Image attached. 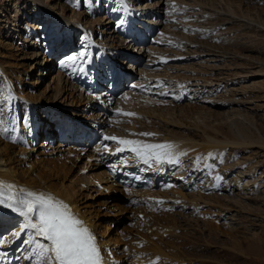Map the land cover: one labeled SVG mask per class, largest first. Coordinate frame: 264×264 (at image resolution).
<instances>
[{"label": "rangeland", "instance_id": "1", "mask_svg": "<svg viewBox=\"0 0 264 264\" xmlns=\"http://www.w3.org/2000/svg\"><path fill=\"white\" fill-rule=\"evenodd\" d=\"M90 1L93 3L94 7H101V12L103 11V8L107 9L109 6V2L104 3L103 1L100 2V0H97L98 2L96 3V0ZM41 2L43 3V7L47 8V10L50 8L56 10V12L53 11V13L45 15L49 17L48 21L51 23L50 24L47 21V28L50 27L52 30V27L55 25L60 27L63 24L60 22L61 19H73L71 16L73 15L74 17L78 14L84 17V20L88 22L87 24L92 30H97L98 28L97 31H99V33L96 34L97 31L92 33V30H90L89 33L95 38L96 42L100 39L94 35L101 36V34V37H103V34L104 37H106H103L106 42L110 40L114 41L112 28L108 30V25H111V23L108 24L110 17L106 18L108 19L107 21L104 20L106 23L102 22L104 16H94V18H89L90 20H87L88 16L85 15V12H91L92 15L93 9L95 10L91 3H89V0H86L85 3L82 2L81 5L77 0H41ZM132 2H134V0H132ZM143 2L148 4V1L146 0H143ZM201 2L203 3H197L196 0H156L155 2L152 0L150 10L153 11V8H156V11L154 10L153 12L158 14L157 19L159 18V15L163 19L159 20V26H161L160 29H163L164 35H161V37L158 35L154 40L148 42L150 43L147 44V48L150 47L148 52L147 49L145 52L143 50L138 51V56L135 60L142 57L141 60H144L145 62L141 63L142 67L139 69L141 70L140 72L142 73V76L140 75V78L137 79L139 82L135 85L140 86L143 83L145 85L150 84L157 90L163 88L161 91L164 93L160 94L155 90L147 89L146 86H144L141 88L140 96H137V99L133 101L131 105L129 102L118 104V100H114L112 103H107L105 102L107 101L105 99H97L94 97V100H90L89 97L86 98V94H83L80 91L87 92L88 87L80 86L81 90L79 91L76 88L75 81L71 84V80L68 77L64 79L66 74L65 69L71 72V68L62 67L59 61L58 65L55 66L56 68L54 72L51 71L53 66L47 65L45 71L47 73L46 75L49 73L51 75L42 79V76L40 75L44 73V71H39L37 69L38 65L35 68V63H41L43 59L41 56L42 53L31 48L36 46L34 41L31 40L32 37L26 40L28 35L33 31L36 34L39 33L40 36H44V23H42L43 30L39 27L43 20L41 19L42 17L40 18V16L37 15L39 16V19L34 18L36 16L34 15L35 10H33L31 0H0V65L2 66V69L5 70V73L11 82V89L15 95L13 102L11 101L9 104H5L3 102L4 98L7 97L9 93L6 94L4 92L6 87L4 86L2 89V80H0V94L3 93L0 95V106H3L4 108L2 118L6 121L5 126L9 129L17 127L16 136H14V131H9L7 134V138L15 137L16 146L13 148L14 153L12 154L15 160H17L15 168L19 169V172L25 173L26 165L29 164L31 160L33 168H37L43 174L45 173L44 175H47V180H49L50 183L54 184L56 187H62V189H65L68 193L70 192L69 195H72L73 193L75 196L72 200H74L75 203H78L75 205L76 208H78L77 211L79 215L91 223L90 229L96 236L97 243L102 252L105 251V248L110 251L109 256L112 257V264H166V262L170 264L169 260L175 264H264V149H257L254 145L253 148L250 149L232 147L227 148V152H225V149L222 151L220 157L222 162H220L219 165L223 163L224 157L225 164L223 166H226L228 169L230 167L228 164L229 161H231V163L240 164L239 166H241L240 169H237V167L234 168L233 171L227 172L225 178V181L227 182L226 188H229V183H233L231 180L234 179V171L244 172L245 170H249L250 174H253L252 171L254 169L257 170V174H255L257 179L255 178L254 181L257 186L251 187V189H249L251 192H247L246 190L245 193L247 192V194H242L240 195L241 197L238 195L234 196V199L240 202V205L238 204L230 207L232 211L230 212L231 214L229 215V218L233 217L234 221L230 222L231 220H229L227 223L226 221H223L222 223L220 222V225L233 223L231 231L227 234H233L234 238H230L223 234H220L219 236L217 234L218 238L215 236L213 237V235L204 228V223L200 221H206L205 216L207 214H210V218L219 220L217 215L220 213L221 209L226 207L222 199L218 200V198H221L222 196L211 195L205 198V190H207V188L205 190L204 188H198L197 190L192 191V195H188V199L199 197V199L205 200L206 204L212 206V208L204 207L199 210V212H204V219L201 218L200 215L197 217L198 214L190 216V212L184 214L186 212L183 211L175 214L153 215V205L151 212L146 214V210L149 207L144 208V206H142L144 208L143 211L142 207L129 204L126 201L124 193L117 188H112L108 183L107 177L103 174L105 172L102 166L96 165L94 162H88L85 156L81 155L79 157L80 152L72 153V149H77L79 145L85 143L86 140H88V142L92 141L89 137H87L85 141L83 140V135L88 134L80 128H71L73 131L76 130L77 133H69V135H67L68 139L65 142H69L68 146L71 147L72 144H75L72 145L70 151L64 152L65 148L62 146L59 147L57 142L52 146L43 144L44 148L48 150L46 155L42 151L34 149L37 138L44 140V138L47 139V137H49L48 144H51L52 141L55 140L54 136H51L48 131L46 132L43 125H40L39 127L35 126V124H40L39 115H41L42 118V115H45L46 118L51 116L56 119L55 116L51 114V111L48 108L49 105V107H52L51 109L68 107L64 110L65 113H67L69 108L78 110L76 112H79V109H82L80 106L82 107L83 105H86V109L92 112V114L94 113L93 118H95V110L97 108L95 106L96 102L100 106L104 105L103 102H105V106L108 104V106L111 105L112 108H117L123 111L127 110L124 105L127 106L129 103V108L132 107L133 109L134 103L136 102L143 103V108L150 109V113H152L150 115L134 113V116H124L118 114L117 109L116 111L115 109L114 111L111 109L107 112V117L101 119L102 124L105 122L104 125L109 126L111 119H116L118 117L124 119L120 120L118 122L119 125H117L119 131L121 129L120 136L122 137H128L129 134L134 133V131L130 133V129L137 128L138 135L136 138H145L142 135H139V133L144 130L149 131L148 129L153 128L155 130L151 131L153 130L151 129L149 132H154L155 135L151 138L145 139H161L160 137H162V134L165 135V132L168 134V132L173 129L174 133L179 134L183 133L185 130L193 132L197 137L201 136L203 140L208 137V133L206 136V131L210 132V135L216 133L221 138L216 137L218 140L231 142V140L234 141L235 138L231 136L229 126L231 122H234L235 118H237L238 120L241 119L246 126L249 125L252 131L256 134L259 133L257 135L260 136L264 142V0H202ZM62 9L65 14H67L65 18L61 15ZM165 11L167 14L168 11L172 13L171 19L165 18ZM168 17H170V15ZM151 19H156V17L153 16L144 19L147 21V24L146 26H142V28H145V30L148 31V20ZM169 20L172 22L170 23ZM54 21L56 23H54ZM214 21L217 23L214 24ZM162 22H164V24H161ZM165 23L169 26L165 25ZM211 23H213V25H210ZM27 24L33 26V28L28 30ZM105 27L107 28L104 30ZM251 28L255 32L248 33L249 35L245 34V36L244 33L246 30L250 31ZM159 32H162V30H159ZM70 34L73 33L71 32ZM46 35L48 36V34ZM211 38L212 40H220L223 38L224 40L227 39L234 42L246 40L249 41V45H251L252 48L248 52H244L242 55L232 53L225 54L224 57H222L219 49L213 50L210 49L208 45H204V43ZM29 40L30 44L25 45ZM40 40L44 41V37L40 38ZM117 41L118 43L115 47L122 45L121 41L118 39ZM73 45L75 49L78 44ZM135 47L136 46H133V48ZM139 48L140 46L138 49ZM152 48L153 50L149 51ZM52 49L53 47L48 51H51ZM52 51L55 52L56 49ZM121 51L122 50L119 49L116 52L119 53L121 59H126V56L120 53ZM127 51L128 53H131L129 49H127ZM38 54H40V56ZM53 55L54 53H48V56L46 57L47 61H52L50 60V57ZM93 55L95 54L93 53ZM94 58L98 59L97 56ZM128 62H131L129 57ZM152 66H154V68ZM136 72L137 71L134 69H131V75H134ZM144 78L150 81L147 83ZM174 78L176 79L174 80ZM40 79L42 80L39 81ZM35 81H38V83L33 86L32 84L35 83ZM85 83L86 82L83 84L86 85ZM176 83L184 84L181 88H178ZM107 90L108 88L106 91ZM174 91L176 92L174 93ZM56 92L57 96L55 97L54 95ZM37 95L39 98H47L46 101L49 104L46 103L43 105L42 103H33ZM136 95H139V93L133 92V90L128 87V92L125 93L124 99L133 100L136 98ZM161 97H169L171 99L163 102L160 101ZM235 97L238 99L235 104H225ZM179 98H181L182 104L187 101L186 104L181 106L178 102ZM156 104L159 105L156 106ZM117 105H119V107H117ZM231 107L233 109H231ZM92 108H94V110H91ZM156 108H160L164 111L165 109L170 110L171 108L174 113H176V111L185 113L186 116H183L181 121L190 126L187 128H181L183 130L168 127L166 125L164 126V122L160 121L161 119H157L156 110H154L155 112H152L153 109ZM186 112L190 113L187 114ZM90 114L91 113H88V115ZM101 114L102 113H100V115ZM236 114H240L239 116H241V118L237 117L238 115ZM25 116L29 117L32 125V130L30 132L27 129L28 135L26 134V128L20 123ZM13 117H15V124L12 123ZM45 121L47 123L48 119H45ZM84 121H90V119L88 118ZM112 122L114 123V120H112ZM235 125L238 126L236 123ZM96 126H99L98 129L102 128V126L98 124L93 127L95 130ZM107 128L108 127L105 129ZM67 132L68 130L65 131V134H67ZM107 133L110 136L118 137L114 130L107 129ZM77 134H79L80 137L77 138ZM90 136L92 137L93 135ZM104 136L106 135H102V137ZM132 137L135 138V135ZM132 137L125 139H130ZM229 137H231V139ZM7 138L5 135L0 134V140H6ZM101 139L100 144L104 142V139ZM88 142L86 141L84 146H87L89 144ZM117 147H119L118 144L114 146V149ZM53 149H59L60 152L54 150L53 154H51V150ZM234 150L237 151L233 152ZM71 153L75 156H71ZM87 153L93 156V153H90V151H87ZM128 153L130 154V157L128 154L129 158L127 157L126 159H132L131 153L129 151ZM224 154L225 156H223ZM25 155L26 157H24ZM130 167L135 169L136 166L129 165V168H127L130 170ZM213 167L211 168V172L214 173L212 174L213 181L216 182L217 178L215 176H218V178H220V176L216 170V166ZM33 168L30 167L29 172ZM136 168L139 169L138 166ZM84 169H88V174L83 176L80 174V171ZM147 169L148 168H145L144 172L141 173H147L145 172ZM169 171L170 173L172 172L171 170ZM114 172L116 171L114 170ZM125 173L126 171L123 172V174ZM128 173H132V171H129ZM100 174L103 175L101 176ZM35 178L37 180L38 177L36 176ZM103 178H106V181ZM94 179H99L98 182L101 181L104 184L102 190L98 191L94 188ZM122 179H124V177H122ZM239 179L240 181L243 180H241V178ZM239 179H236L237 184H235L238 188L240 185V183H238ZM138 182L142 184L140 186H143L149 181L144 180ZM243 183L246 185V182ZM82 185H86V188H83ZM110 186L111 188L108 189ZM213 186H215V184L210 187ZM173 190H171V192ZM212 191H215L214 187L212 188ZM111 192H116V195L119 197L116 198ZM166 193L168 194L170 192ZM142 202H144V198L140 199L138 205H141ZM213 209H215V211ZM140 211L144 212V217L138 220L139 218H137L136 215L139 216V213H141ZM150 215L152 216L150 217ZM133 217L136 219L135 223L132 224L134 221ZM199 217L201 218L198 222L200 227L194 228L197 224L195 220ZM168 221L172 222L170 223ZM129 224L131 225L129 226ZM168 225L178 227L179 229L182 226L184 228V226L186 227L189 225V228L191 227L190 229H196L198 231L194 236L181 235L179 241L177 240V243H175L174 240L176 238L178 239L179 233L185 234V231H180L178 228H175L173 232H171V236H166L170 237L169 240L167 239L166 244H164V242L163 244H155L158 240L154 235L158 234V228ZM238 228L239 230L236 232L235 229ZM224 230L225 229H222V231ZM256 237H259L258 239L263 241L262 244L258 245L259 251L261 252H250L246 247L247 239ZM214 238L217 239L215 242L213 241ZM234 239H236L235 241H243L244 243L242 242L243 244L240 243V246H238L234 242ZM243 254L246 255V258L242 256ZM164 255H167V257ZM181 258H183L182 260H184L185 263ZM175 259H179V262L174 261Z\"/></svg>", "mask_w": 264, "mask_h": 264}, {"label": "bare ground", "instance_id": "2", "mask_svg": "<svg viewBox=\"0 0 264 264\" xmlns=\"http://www.w3.org/2000/svg\"><path fill=\"white\" fill-rule=\"evenodd\" d=\"M135 1L136 0H134V2L133 3H135ZM138 1V3L137 4H135V5H133V3H131L130 4V1L129 0H127L126 1V3H127V11H129V13H135L137 10H139V11H141L142 13L144 12V14L146 15L145 17H144V19H147V17H156V19H157V17H158V14L156 13V12H153V11H151L150 10V7H151V5H150V1L149 0H146V1H149L148 2V4H146V3H144L143 2V0H137ZM197 1V3L199 2V3H203V2H201L202 0H196ZM216 1H218V0H216ZM31 2H32V6H33V10H35V15H39V16H42V18L45 20H47L48 21V19H49V17H47V16H45V15H47V14H49V13H53V11L54 12H56V10H54L53 8H50L49 10H47V8H44L43 7V3L41 2V0H31ZM141 3H144L145 4V6H144V8H148V9H143L142 8V5H141ZM89 6H91V5H89ZM53 7V6H52ZM141 9H143V10H141ZM156 9V8H155ZM134 11V12H133ZM156 11V10H155ZM54 14H56V13H54ZM61 15H63L64 16V18L67 16V14H65V12L63 11V9L61 10ZM136 15V14H135ZM72 18H75V20L73 21V22H71V21H69V20H71V19H68L67 20V18H65V19H61V21L59 20V19H57L56 17V19L57 20H59L60 22H62L63 24H65L66 25V29L68 30V33H74V32H76V33H78L79 32V29L78 28H76L75 26H74V24L73 23H77V22H80V23H82V25H85V24H87L88 22L87 21H85L84 19H81L82 17L80 16V15H78V14H76L74 17H73V15L71 16ZM81 17V18H80ZM156 19H151V20H148L149 22H148V24H151V23H153ZM67 20V21H66ZM51 21V20H50ZM84 21V22H83ZM49 22V21H48ZM59 22V23H60ZM108 24H110L111 23V21H110V19L108 20ZM147 22V21H146ZM50 23V22H49ZM54 23H56L55 21H54ZM214 24L215 23H217V22H213ZM213 23H211L210 25H213ZM51 24V23H50ZM219 24V23H218ZM28 25V24H27ZM29 26V25H28ZM71 27V28H70ZM242 27V26H241ZM246 27V26H245ZM30 28H33V26H30ZM30 28H28V29H30ZM221 29V28H220ZM255 29V28H254ZM50 30V29H49ZM49 30L47 31V32H49ZM251 30H252V28H251ZM247 31L246 30V32L244 33V35L245 34H248V33H253V32H255L254 30H252V31ZM244 31V30H243ZM111 33V32H110ZM161 33V32H160ZM201 33H203V32H201ZM109 34V33H108ZM112 35V34H111ZM249 35V34H248ZM246 36V35H245ZM30 37V35H28V37L26 38V39H28ZM181 39H184V38H181ZM187 39V38H186ZM26 42V41H25ZM30 43V41L28 42V44ZM198 43H201V42H198ZM202 43H204V42H202ZM124 44V43H123ZM58 45H60V44H56V45H54V46H58ZM204 45H208V47L210 48V49H219V51H221L220 53H221V55H222V57H224V55L225 54H232V53H237V54H240V55H242L244 52H248L251 48H252V46L251 45H249V41H246V40H240V41H237V42H234V41H231V40H227V39H220V40H212V38L211 39H208L205 43H204ZM88 46H89V53L93 50V53L95 54H97L98 53V50H100V49H97V48H95L94 47V45H93V43H89L88 44ZM108 46V45H107ZM111 46H113V45H111ZM201 46V45H200ZM114 47H115V45H114ZM52 48V47H51ZM58 47H56L55 49H57ZM108 48H112V47H108ZM132 48H133V46H132ZM119 49H121V48H119ZM149 49V48H148ZM48 50H50V48H48ZM153 50V48L151 49V50H149V51H152ZM57 51H59V50H57ZM205 51H206V49H205ZM215 52V51H214ZM57 52L55 51L54 52V55L56 54ZM116 53V55H117V57L119 58V53L118 52H115ZM199 53V52H198ZM129 54H131V53H129ZM197 54V53H196ZM201 54V53H200ZM39 56H40V54H38ZM194 55H195V52H194ZM42 57H43V59H42V61H44L45 60V64H44V68H43V70H41V69H39V71H46V69H47V59H46V57L48 56V53L47 52H45V53H42V55H41ZM94 57H95V55H94ZM218 57V56H217ZM196 58V57H195ZM96 59V58H95ZM158 61H160V60H158ZM35 64H38V66H41L42 64H40L39 62L37 63H35ZM164 67V66H163ZM17 68H18V66H17ZM200 68V67H199ZM260 71V70H259ZM262 71V70H261ZM264 71V70H263ZM44 73H42L40 76H42ZM47 74V73H46ZM195 76V75H194ZM75 77V76H74ZM192 77V76H191ZM200 77H202V76H200ZM100 79V78H99ZM176 78H174V80H175ZM204 79H206V78H204ZM0 80H2L1 81V84H2V89L4 88V86L6 87L5 89H4V92L6 93V94H11V96L13 97V99H14V94H13V90L11 89V82H10V80H9V78H8V76H7V74L5 73V70H3L2 69V66L0 65ZM209 81V80H208ZM36 83H38V81H35V83H33L32 85L34 86ZM84 83V82H83ZM86 84V87H88V90H87V92H91V94H93L92 93V88L91 87H89L88 86V83L86 82L85 83ZM177 84V87L179 88H181L182 87V85L184 84H178V83H176ZM186 85V84H185ZM158 87H159V85H158ZM161 88V87H160ZM161 90H163V88L161 89ZM165 90H167V89H165ZM61 93V92H60ZM1 95V94H0ZM55 97L57 96V92H56V94L54 95ZM68 96V95H67ZM137 96L138 95H136V98L135 99H133V100H136L137 99ZM174 96V95H173ZM2 97V96H1ZM69 97V96H68ZM87 97H88V95H87ZM86 97V98H87ZM90 97H94V96H90ZM85 98V99H86ZM3 99V98H2ZM23 100H25V99H23ZM47 98H45V97H40L39 98V96L37 95L36 96V98L34 99V102L33 103H42L43 105L44 104H46V103H48L47 101ZM184 101H186V100H184ZM236 101H238V99H236V97L235 98H232L230 101H226L227 103H225V104H227V105H229V104H231V105H233V104H235L236 103ZM4 102V101H3ZM12 102H13V100H12ZM177 102V101H176ZM178 102H179V104L181 105V106H183V105H185L186 104V102L184 103V104H182L181 103V98H179V100H178ZM49 104V103H48ZM238 104V103H237ZM15 105V104H14ZM128 105H130L129 103H128ZM126 106V105H124L125 107H126V111H123V112H133V113H139V114H144V115H150V114H152V113H150V109H147V108H143V103H134V106H133V109H132V107L131 108H129L130 106ZM132 105V104H131ZM5 106V105H4ZM167 106V105H166ZM8 107V106H7ZM144 107H146V106H144ZM167 108V107H166ZM4 109V108H3ZM197 109V108H196ZM195 109V110H196ZM231 109H233L232 107H231ZM132 110V111H131ZM154 110H156V117H157V119H161L160 121H163L164 122V126L166 125V126H168V127H174L175 129L176 128H178V129H180V130H183V129H181V128H183V127H189L190 125H188V124H185V123H183V121H181V119H182V117L184 116H186V114L185 113H182L181 111H176V113H174L173 112V109H171L170 108V110H167V109H165V111L164 110H161L160 108L159 109H153V111L152 112H155ZM9 111V110H8ZM187 114H189L190 112H186ZM225 113H226V111H225ZM181 114H185V115H181ZM69 115H71V114H69ZM216 115H217V113H216ZM236 115H238L237 117H239V118H241V116H239L240 114H236ZM190 116V115H189ZM218 118V117H217ZM222 118V117H221ZM227 118H228V116H227ZM219 119H220V117H219ZM223 119V118H222ZM136 121V120H135ZM150 121V120H149ZM155 121V120H154ZM158 121V120H157ZM153 122V121H152ZM152 122H150V123H152ZM235 123L238 125V126H236L235 125ZM154 124V123H153ZM142 126V125H141ZM154 126V125H153ZM158 126V125H157ZM58 127V126H57ZM10 128H11V125H10ZM64 129H65V127H63ZM70 128H73V126L72 127H70ZM219 128V127H218ZM16 130L14 131V136H16V134H17V127L15 128ZM37 129V128H36ZM131 129H134V130H131ZM130 129V133L132 132V131H134V134H137L138 135V133H137V128H131ZM151 129H153V128H150V129H148L149 131L151 130ZM63 130V129H62ZM155 129H153V130H151V131H154ZM214 130V129H213ZM43 131V130H42ZM145 131V130H144ZM209 131V130H208ZM229 131H230V134H231V136L233 137V138H235V140L234 141H232L231 140V142H227V141H221V140H218L216 137H218V138H220L219 137V135H217L216 133L214 134V133H212V135H210L209 133L210 132H207L206 131V136H207V133H208V137H207V139H204L203 140V138L200 136V137H197V135H195V133H193V132H189V131H187V130H185L183 133H181V134H179V133H174L173 132V129H172V131H169L168 132V134H166V132H165V135H163L162 134V137H160V135H159V137L161 138V139H157V138H152V139H149V140H147V139H145V138H141V137H137L136 138V136L137 135H135V138L134 137H132V138H134V139H132V138H130V139H132V140H139V141H143V142H147V143H164V142H168V143H172V144H174V145H176L177 146V148H176V150H177V152H182V153H186V155H183V156H181L180 158H179V163H172V164H168V163H165V164H163L162 165V168H161V170H165L166 171V175H169L170 173L168 172L169 170H171V171H176V169H181V172L180 173H176L177 174V176H176V174H175V176L176 177H185V176H187V175H189L190 174V172H192L193 171V169L194 168H197L198 170H200L208 161H209V159H211V158H219L220 159V157H221V154H222V151L224 150V149H227V148H232V147H239V148H243V149H250V148H253V146L255 145V148H257V149H264V142H263V140L261 139V137L260 136H258L257 134H259V133H255L254 131H252V129L249 127V125L248 126H246L244 123H243V121L241 120V119H237V118H235V120H234V122H231V124H230V126H229ZM214 132H215V130H214ZM154 133V132H153ZM157 133V132H156ZM172 134V135H171ZM183 134V135H182ZM222 134V133H221ZM140 135V134H139ZM229 135V134H228ZM9 137V138H7L6 140H0V182H3L4 184H11V185H14L15 187H16V189L18 190V189H25V190H29V191H34V192H36V193H46V194H51L53 197L55 196V198H57V199H59V200H62L64 203H66L67 205H69L70 206V210H71V212L73 213V214H76L75 216L77 217V218H79L80 220H82L83 222H84V224H85V226L87 227V228H91V223L88 221V220H86L84 217H81V215H79V213H78V211H77V209L78 208H76V205L75 204H78V203H75L74 202V200H72L73 198H74V194L72 193V195H69V193L67 192V191H65V189H62V187H56L54 184H52V183H50L49 182V180H47L48 179V177H46L43 173H41V171L40 170H38L37 168H33V163L31 162V160H30V163L29 164H27L26 165V172L24 173V172H19L18 170L19 169H16L15 168V163L17 162V160H15V158L12 156V154L14 153V150H13V148L16 146L15 145V137ZM209 136H211V137H209ZM22 137V136H21ZM94 136H92L90 139H92ZM158 137V138H159ZM41 138V137H40ZM78 138V137H77ZM103 138V137H102ZM230 139H231V137H229ZM74 139H75V137H74ZM221 139V138H220ZM102 140V139H101ZM226 140V139H225ZM117 144V143H116ZM77 145H79V144H77ZM256 145H257V147H256ZM20 148V147H19ZM21 149V148H20ZM24 157H26V155L24 156ZM129 157H130V154H129ZM128 157V158H129ZM131 160H133V161H135V166L136 165H138V164H140L142 161L139 159V158H136L135 156H134V154H132L131 153ZM137 159V160H136ZM67 160V159H66ZM129 160V159H128ZM127 160V161H128ZM11 161H12V163H11ZM19 161V160H18ZM126 160H124L123 162H125ZM190 161V162H189ZM145 165V164H144ZM30 167L31 168H33L30 172H29V169H30ZM35 167V166H34ZM137 167V166H136ZM135 167V168H136ZM158 167V165L157 164H155V163H152L151 165H145L144 166V168L140 171V172H144V170H145V168H148L147 169V171H145V172H147V174H151V173H154V170H155V168H157ZM127 168V167H126ZM129 168V167H128ZM131 168V167H130ZM214 168V167H213ZM132 169V168H131ZM102 172V171H101ZM129 172V169L128 170H126V173L124 174V178L126 177H128V173ZM168 172V173H167ZM165 173V172H164ZM172 173V172H171ZM104 175H105V173H103ZM102 174V175H103ZM142 174H144V173H142ZM192 174H195V173H193L192 172ZM212 174H214L213 172H212ZM246 174V173H245ZM101 175V174H100ZM101 175V176H102ZM38 177L37 178V180H36V178L35 177ZM72 176V175H71ZM98 176H99V174H98ZM165 176V175H164ZM217 179H218V176H215ZM245 178H247L246 176H244L243 177V180L242 181H240V179H239V182L238 183H240V185H239V191H241L242 190V192H241V194L243 193V194H245V191L246 190H248V188L250 187V189H251V187H256L257 185H256V183H254V181H255V178H251V176L249 175V177H248V179H245ZM100 179V178H99ZM98 179V180H99ZM103 179H105V181H106V178H103ZM103 179H101V180H103ZM137 179V178H136ZM257 179V178H256ZM80 181V180H79ZM237 181V180H236ZM178 182V180L176 179V181H175V183H177ZM215 182V181H214ZM243 182H246V185H243L242 186V183ZM262 182V181H261ZM94 183V182H93ZM236 184H237V182H236ZM259 184V183H258ZM214 185V184H213ZM228 186V185H227ZM236 186V185H235ZM109 188H111V186L110 187H108V189ZM247 188V189H246ZM175 190V189H174ZM173 190V191H174ZM197 190V189H196ZM73 191V190H72ZM172 191V192H173ZM120 192V191H119ZM169 192H171V191H169ZM161 193V192H160ZM176 194H178V196H176V198L178 199V200H185L186 201V206H183V208H188V210L191 208H194V212L193 211H191L189 214H190V216L191 215H194V214H198L197 216H199L200 215V217L201 218H203V215H204V212L202 213L201 211L199 212V210H201L202 208H204V207H211L212 208V206H209L208 204H206V201L205 200H201V199H199V197H192V198H190V199H188V195L187 196H185V195H183L182 193H180L179 191L176 193ZM192 195V194H191ZM162 196L163 197H166L167 196V193H165V195H164V193H162ZM184 198H186V199H184ZM217 198V197H216ZM235 197L234 196H232V197H228V196H222L221 198L219 197L218 198V200L220 199H222V201L225 203V206L226 207H224L223 209H221L220 210V213L217 215V218L219 219V220H216V219H214V218H210V220H213L214 219V221H208V220H206V221H204V220H200L201 218L199 217L197 220H195V222L197 223L196 224V226H194V228L195 227H200L199 225H198V222H199V220L200 221H202L204 224H203V226H204V228H206V230L211 234V235H213V237L215 236V237H217L218 238V236L220 235V234H223V235H226V236H229L230 238H234L233 236V234H227V233H229L230 231H231V226H233L232 224H227V225H220V224H218V221H220V222H223V221H228V220H231L230 222H232V221H234L233 220V217H231V218H228L227 216H229L231 213V211H232V209H230V207H232V206H234V205H240V202L239 201H237V200H235L234 199ZM243 198V197H242ZM143 201V200H142ZM140 202V201H139ZM228 207V208H227ZM195 210H198V212H196ZM11 215H12V220H14V223L18 226L21 222H22V220H21V218L18 216V215H15V214H13V213H11L10 211H8ZM206 214V213H205ZM202 215V216H201ZM208 215V214H207ZM152 215H150V217H151ZM212 216H213V214H212ZM159 217V216H158ZM230 217V216H229ZM204 219V218H203ZM139 220V219H138ZM164 221V220H163ZM165 221H167V220H165ZM174 221V220H173ZM168 222H170V221H168ZM172 222V221H171ZM170 222V223H171ZM88 223V224H87ZM167 223V222H166ZM170 223H168V224H170ZM174 223V222H173ZM172 223V224H173ZM215 223V224H214ZM230 225V228L228 227ZM176 226V225H175ZM177 226H178V224H177ZM227 227H228V229H227ZM175 228H178V227H174V226H170V225H168V226H163L162 228H158V230H157V232H158V234H155L154 236L157 238V242H155V244L156 243H159V244H163V242H164V244H166L167 243V239L169 240L170 239V237H166V236H171L172 235V233L171 232H173V230L175 229ZM191 228V227H190ZM189 228V225H187L186 227L184 226V228H183V226L179 229L180 231H185V234H183V233H179V237H178V239L176 238L174 241H175V243H177V240L179 241V239L181 238L180 236L181 235H190V236H194V234H196V232L198 231V230H196V229H190ZM200 229H202V228H200ZM222 229H225L224 231H222ZM243 229V228H242ZM20 229H18V230H15V231H19ZM238 230H239V228L238 229H235V231L236 232H238ZM90 231H91V229H90ZM92 232V231H91ZM175 232V231H174ZM179 232V231H178ZM30 233V232H29ZM29 233H27V234H29ZM93 233V232H92ZM177 233V232H176ZM94 234V233H93ZM217 234H218V236H217ZM174 235V234H173ZM15 237V236H14ZM175 237V236H174ZM236 237V236H235ZM259 238V237H258ZM257 237L256 238H249V239H247V248H248V250L250 251V252H254V253H256V252H261V251H259V248H258V245L259 244H262V240L261 239H258ZM103 239V238H102ZM217 239L216 238H214V242L216 241ZM236 239H234V242L238 245V246H240V243L241 244H243L244 242L243 241H241V242H239V241H235ZM13 242V238H10L8 241H7V243L3 246L4 248H6L7 246H9L11 243ZM171 242V241H170ZM243 242V243H242ZM192 243V242H191ZM105 244V243H104ZM169 244V243H168ZM172 244V243H171ZM193 244V243H192ZM106 245V244H105ZM260 247V246H259ZM166 248V247H165ZM213 249V248H212ZM186 254V253H185ZM107 256V253H105L104 255H103V258L104 257H106ZM164 256H166L167 257V255H164ZM163 256V257H164ZM244 258H246V255L245 254H243L242 255ZM151 258V257H150ZM162 258V257H161ZM234 258H236V257H234ZM109 259H110V261H113L112 260V257L111 256H109ZM165 259V258H164ZM183 258H181V260H182ZM186 259V258H185ZM106 260V259H105ZM116 260V259H115ZM151 260V259H150ZM166 260H168V259H166ZM170 261V264H175L174 262H172L171 260H169ZM168 261V262H169ZM174 261H178L179 262V259L178 260H174ZM183 262H184V260H182ZM187 262H189L188 260H186ZM182 263V262H181ZM185 263V262H184ZM216 263V262H215ZM176 264H178V263H176ZM186 264V263H185ZM191 264V263H190Z\"/></svg>", "mask_w": 264, "mask_h": 264}, {"label": "snow or ice", "instance_id": "3", "mask_svg": "<svg viewBox=\"0 0 264 264\" xmlns=\"http://www.w3.org/2000/svg\"><path fill=\"white\" fill-rule=\"evenodd\" d=\"M119 2L126 10V0H119ZM127 23L128 20L121 17L116 27L123 28ZM39 27L43 30L42 24ZM40 38L38 33L37 39ZM60 42V37L55 32L50 37L44 36V44L47 48ZM59 63L62 67L81 73L85 72V65L91 63L88 46L84 45L76 54L64 56ZM119 71V69L108 67L104 70V74L106 77L111 74L115 80L119 78ZM96 98L99 99V96ZM12 100L13 97L9 94L4 98V103L9 104ZM3 112V106H0V134L7 138L8 132L16 129L15 127L9 129L5 126L6 121L2 118ZM117 112L124 116L135 115L131 112H122L120 109H117ZM12 123L15 124V117ZM20 123L29 132L32 130L29 117H23ZM141 135L154 136L155 133L145 132ZM103 139L115 141L119 145L115 149L117 153L129 151L145 165L179 163V158L186 155V153L177 152V146L168 142L147 143L116 136H104ZM105 148L108 149V146L105 145ZM0 210L10 211L22 220L18 225L19 231H10L7 234L19 239L22 234L30 232L34 237L32 240H24V244L31 245L28 250L31 255L27 258L31 260L34 257L35 264H104L102 250L97 243L96 236L82 220L71 212L69 205L51 194L36 193L25 189L17 190L14 185L0 182ZM2 226L3 221L0 219V227ZM4 235L5 233H0V244L4 242Z\"/></svg>", "mask_w": 264, "mask_h": 264}]
</instances>
